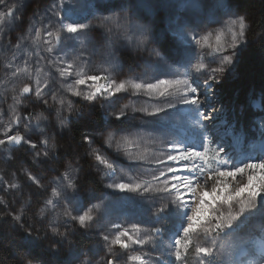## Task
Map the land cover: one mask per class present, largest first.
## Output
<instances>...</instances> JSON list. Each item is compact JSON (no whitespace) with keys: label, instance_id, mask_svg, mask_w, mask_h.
<instances>
[{"label":"snow or ice","instance_id":"6c2138e0","mask_svg":"<svg viewBox=\"0 0 264 264\" xmlns=\"http://www.w3.org/2000/svg\"><path fill=\"white\" fill-rule=\"evenodd\" d=\"M25 7L0 0V36ZM157 8L172 12L167 55L145 14ZM185 8L201 4L53 0L29 22L30 47L0 78V220L19 235L16 264H264V86L243 102L221 92L251 29L233 0ZM127 51L144 74L125 75Z\"/></svg>","mask_w":264,"mask_h":264},{"label":"rangeland","instance_id":"374dc122","mask_svg":"<svg viewBox=\"0 0 264 264\" xmlns=\"http://www.w3.org/2000/svg\"><path fill=\"white\" fill-rule=\"evenodd\" d=\"M52 2H53V0H26V7L22 10L23 11L22 22H18L17 24L13 25L11 27V30L8 32V34L6 36H0V78H3V73H4L3 65L8 63L14 55L19 57L21 55L22 51H24L27 47H30L29 43L22 39L24 36H26L28 34L29 22L35 21L37 16H43L47 12V10L50 7ZM145 2H159V0H145ZM199 2L201 4V9H199V10L195 9V8H185L182 10L177 9L175 11L178 12V14L183 15V16H194V15H198L201 10H203V11L212 10V5L214 3V0H199ZM233 5L241 14L246 15L247 21L249 23V18L247 16V14L244 11L240 10L234 2H233ZM145 14L149 15L150 18L154 19V23H155L157 31L164 34L163 38L156 44V47L159 48V50L162 52V54L167 55L168 50L170 49V47L172 46V43H173V38L171 37L170 34H168L166 32L167 21H168L169 16L172 14V12H170L169 10L162 9V8H157V9H152L149 12H146ZM248 36H249V43L246 46V48L254 40V39H252V37L250 36L249 33H248ZM263 38H264V34H263ZM18 42L20 43L19 49H17L15 47V45ZM246 48L244 49V51L246 50ZM244 51H243V53H244ZM243 53L241 55V59H242ZM40 55H43V53H40ZM120 55H121L123 62H124V66H125L124 67V73H125V75L129 74L130 68L134 69V72L131 74H136V73L144 74L145 66L142 64V62H140L136 59V55L132 51L122 52ZM240 62H241V60H240ZM239 66H240V63L236 67L235 73L229 75L227 77V79H229L231 81L234 78H236V76L239 74ZM147 75L148 76L153 75L151 70H148ZM20 79L27 82V80L23 76H21ZM3 91H4V89L2 87H0V93H3ZM243 96L240 97L239 102H243L246 98L245 96H248V95H243ZM229 100H231V99H228V98L226 100L223 99V101H225V102H227ZM122 102L127 103L128 101L124 100ZM11 103H12V100H11V97L9 95V97L7 99V104H11ZM25 103H28L30 108L33 107V105L31 104L30 101H25ZM5 106H7V105H5ZM77 106L82 107L81 105H77ZM34 111L39 112L40 109L34 108ZM44 115H47V113L45 112ZM68 142H69L68 140H65L62 143L66 147ZM255 142H256V140L247 139L243 145L244 151L246 153H250V152L254 151L255 149H253L250 146L252 144H254ZM23 151H24L23 149L18 150V152L15 154L21 155L23 153ZM5 155L6 154L4 152H0V168L6 167V165L3 162ZM80 162H81V164L84 163L83 160H81ZM90 174L95 175V178H96L95 181L96 182H88L87 176H86L85 186L86 187H96L97 189H99V183H98L100 180L99 175L95 174L92 171L88 172L87 175H90ZM28 195L29 194L27 193V191H25V193H24V199L25 200H27ZM35 210H37V209H33V211H35ZM0 211H3V210L0 209ZM28 220H30L32 223H37L35 217L31 214V212H29ZM12 224H13V222L8 218L0 220V245L2 247H4V249H6L8 247V249H9V250L7 249L8 253L10 254V256L15 258V252L13 249L12 240H13V237H15V239L18 241L19 235L17 233V230L12 227ZM25 227H28L27 222L25 223ZM54 239L55 238H50L46 243L53 244ZM94 243H95V241H89L88 238H86V237L79 240V245L81 248L91 247L92 244H94ZM191 264H195V258L192 259Z\"/></svg>","mask_w":264,"mask_h":264},{"label":"trees","instance_id":"16d2710c","mask_svg":"<svg viewBox=\"0 0 264 264\" xmlns=\"http://www.w3.org/2000/svg\"><path fill=\"white\" fill-rule=\"evenodd\" d=\"M233 2L247 14L251 29L249 34L254 39L243 53L239 74L231 81L226 79L222 82V99L228 98L239 102L243 95H249L253 91L259 92L264 86V0ZM248 139L255 140L254 134H249ZM95 179V175H87L88 182H96ZM7 249L8 247L4 249L0 245V259L3 260V264H16L15 258L10 256Z\"/></svg>","mask_w":264,"mask_h":264}]
</instances>
